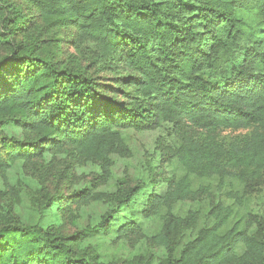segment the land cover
<instances>
[{
  "label": "trees",
  "instance_id": "1",
  "mask_svg": "<svg viewBox=\"0 0 264 264\" xmlns=\"http://www.w3.org/2000/svg\"><path fill=\"white\" fill-rule=\"evenodd\" d=\"M67 30L79 54L86 45L96 53L64 56ZM163 128L170 139L157 141L143 176L97 191L112 177V157L131 154L123 131ZM240 130L248 133L230 141L209 135ZM70 153L99 175L69 195L40 187L38 212L95 201L107 212L67 235L23 223L15 194L0 204V264H115L88 243L142 237L154 223L151 239L168 251L163 264H264V220L252 230L243 210L251 185L264 180V0H0L4 188L18 162L41 170ZM163 165L172 167L168 179ZM214 189L224 194L211 203L212 223L196 229V212H174ZM142 257L130 264H148Z\"/></svg>",
  "mask_w": 264,
  "mask_h": 264
},
{
  "label": "rangeland",
  "instance_id": "2",
  "mask_svg": "<svg viewBox=\"0 0 264 264\" xmlns=\"http://www.w3.org/2000/svg\"><path fill=\"white\" fill-rule=\"evenodd\" d=\"M73 30L64 32L63 42L61 44L64 56L78 55L80 57H91L96 51L90 46L86 45L81 54L73 45L72 36ZM93 68V73H97L101 77H107V83L114 82L112 80L113 73L103 70V67L96 66ZM114 85V84H111ZM191 135L207 136L203 131L192 129L187 130ZM9 134L20 137V130H10ZM168 130L166 128L152 131L136 132L133 130H125L122 132L131 154L129 157L113 156L114 165L112 167V177L106 183L98 188L99 192L111 193L117 189L118 182L124 181L126 184L135 183L144 174V167L148 164L149 159L153 162L156 157L157 141L166 139L168 141ZM248 130L240 131H219L214 134L217 139H225L230 141L235 137L245 135ZM50 159V155L46 156ZM161 170L163 178H170L172 174V167L165 166ZM49 169L50 172H49ZM61 171H65L63 175L65 178L58 182V176ZM100 171L97 166L83 161L81 158L73 154H61L53 158L50 168L42 167L35 169L30 166H25L22 162L15 164L7 174L6 187L4 188V180L0 177V204H3L9 198H13L15 194L19 195V199L15 204V213L19 219L25 224H41L44 227L54 225L58 226L65 234H73L77 231L83 230L88 226L97 225L102 216L107 212V207L99 201L77 209H72L69 213L58 212L56 208H52L45 212L39 213L36 207L38 198L41 197L40 187H45L50 194H54L60 190L69 195L73 191H80L91 183V180L99 175ZM205 173V172H201ZM67 175L69 178L67 179ZM207 175V174H205ZM8 183V184H7ZM8 185L13 188L7 194L5 190H9ZM254 190L249 196L248 205L243 208L246 213L251 214L247 216L250 227L256 229L260 221L264 218V180L253 183L251 185ZM220 193V195H219ZM224 192L219 189H214L212 194L201 195V202H187L183 205H174V212L181 211L183 216H187V212L192 210L198 214V222L196 229H200L205 224L212 223V218L209 217V209L211 203L215 204L218 198L223 197ZM261 226V225H260ZM155 229L154 224H148L146 227V234L142 237L132 236L126 241L117 240L115 237L96 238L88 243L90 246L97 245L105 263L115 264H130L139 256H143V260L148 264H163L168 255V251L157 245L151 239V232ZM126 261H129L127 263Z\"/></svg>",
  "mask_w": 264,
  "mask_h": 264
}]
</instances>
